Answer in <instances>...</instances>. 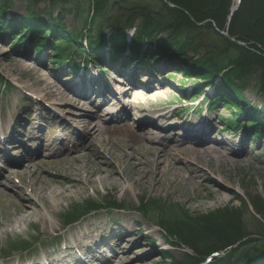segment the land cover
<instances>
[{"label":"rangeland","instance_id":"rangeland-1","mask_svg":"<svg viewBox=\"0 0 264 264\" xmlns=\"http://www.w3.org/2000/svg\"><path fill=\"white\" fill-rule=\"evenodd\" d=\"M213 1L215 2L211 4V2H207V0H177L178 5H176L168 0H161V2L167 5L168 9L171 8L172 13L176 15L177 20L171 24L179 25V29L181 28L182 30H184L185 27L182 23H189L192 26H204L206 23H212L215 31L219 32L218 29L221 28L223 30L222 32H229L233 17L237 16L236 20L237 22L239 21V23L245 22L246 20V23L248 24L245 23V30H242L249 33H247L248 36H250L248 38L254 43V45L251 44L252 42H248V44L252 45L255 50L259 52L261 51L262 55H264V47L259 44L261 38L258 35L260 33L264 34V0H244V2L240 0L239 4L235 7L234 0ZM0 2H2L3 11H7V15L10 17H17L16 19L19 18L20 20L25 16H30L27 0H9L8 2L7 0H0ZM79 2L82 4L81 12L79 11L80 16L77 14L78 9L72 7L71 4L57 9H52L49 4L40 3L38 1L35 11L39 15V20L45 22V24L49 26L57 25L56 22H58L59 25H63L62 27L66 28V32L84 34L87 29V24L91 22V15L89 11L92 9H89V3L87 0H79ZM145 2H147V0H145ZM241 5L243 6L241 7ZM118 6H120L121 9L114 10L110 16L112 14H124V16L126 14L129 16L130 13L139 11V6L141 5L138 1L126 2V0H120ZM154 6L159 8L156 5ZM181 6L184 7L182 8ZM209 6H213V9L216 6V21H213L212 17L214 16H211L212 11L209 9ZM234 9L236 10L232 13ZM217 10L219 12H217ZM0 11H2L1 8ZM16 12L18 13L16 14ZM10 17L9 19H11ZM194 18L202 23H195ZM6 22H8V20ZM147 23L150 22L148 21ZM149 26L151 25L145 26L146 28H144V34L139 33L140 30L137 31V28H135L136 26L131 29L120 28L114 31L109 30L108 26L106 27L105 25L100 32L101 35L112 36L114 37L113 39H120L122 42L124 41V43H128L130 38H133L132 34H134V41H136L137 44L139 43V45L143 44V47L141 48L142 52L146 49H151V46L156 48L164 45L166 54H170L169 52H171V54H176L175 57L171 56L174 61H179V63L182 62L181 64L183 65L186 64V68L183 66L184 69L178 68L180 67L179 64L174 66L166 64L167 66L160 70L161 72L164 71V74L167 73L168 76H171L175 83L188 85L196 82L195 80H187L185 77L178 76L179 73H189V76L200 77L199 79L201 80L203 77L205 80H210L211 82L209 83H213L214 80L219 81V78L222 77L227 79L228 82L226 83L233 88H230L226 83L222 84L221 79L219 82H221L224 89L231 91L235 98H239L241 101L246 103L248 107L264 110V87H262L263 91H257L254 86L247 89L241 88L240 80L233 68H229L228 74L227 72H222L218 77L217 74L214 73L216 69L213 65H211L210 56L206 54L204 50L198 49V45L195 44V40L193 38H191L190 42L187 41L184 43V38L181 37L180 39L183 43L181 45L178 43L180 39L178 40L176 32L173 33V36L168 34V32H161L160 28L159 32L156 30L149 32ZM147 34H152V36L146 37ZM251 34H253L252 37ZM220 35L223 36L224 34L220 33ZM228 36L235 40L238 38V36L237 38L231 36L230 33H228ZM223 37L225 40L232 42L228 37ZM240 39L242 40L243 38ZM10 42L11 41L8 40L4 44L0 43V73L14 87L12 93L9 94L7 90L4 91L3 84L0 85V137H6L13 133L20 136L21 139L26 142L27 147L30 146V148H35L36 143L34 142L39 136L42 137L43 135L45 143L49 144L58 139L61 134L60 129L64 124V127L68 126L69 128L66 132L67 141L63 144V146L60 145V143H57V149L60 148L59 153L52 156L46 155L48 154V151L38 154L36 153L34 162L38 164H41L42 162L51 163L60 161L63 158L74 157L78 154L79 147L87 145L89 142L91 144V139H88L87 134L85 135L83 131L79 130L80 128L74 123L76 119L85 118V116H80V112H82L81 107L84 105L85 101H81V104L79 103V105H55L52 101H42L40 106L44 108L35 106L31 112L30 107H32V104L30 102L36 104L38 98L42 96L39 93V89L34 86V83L40 79V82L38 83L41 89H43L48 83H54L59 87H63L64 84L55 78L63 76L50 71V61L54 59L50 49L43 51L41 55H39V53L38 55H35V49L32 46H28V50L25 52L29 56V60L23 61L20 58L22 55L20 45L14 49V45L11 46L9 44ZM174 42L176 47L169 49L168 44L171 48V44L173 45ZM245 55L246 53H244L241 57V61H249L252 60V58L255 60H257V58L264 59L261 55L249 56L250 58H246ZM39 56L41 57L39 58ZM45 56L50 60L48 61ZM159 61L160 60H158V65L155 70L163 65ZM131 67L136 68L137 66L133 65ZM200 70H203L204 74H202V76L199 74ZM122 72L124 71L122 70ZM164 74L160 73V78ZM109 78L113 90L115 89V92L122 96V93L126 89V80L123 79L125 77L122 74L117 75L115 73H111ZM103 81L106 83L105 80ZM4 92L5 94H3ZM237 103L239 102L237 101ZM88 107L89 108L86 109L85 114L86 120L88 119L90 123L92 122L94 128L100 125L104 133L106 131L109 133L108 135L105 133L104 136L111 138L116 144V150H113V156H109V154L102 156L115 164L117 162L120 163V172L118 175L123 178L122 182L117 183L111 181L106 187L98 184L95 188H93L88 186L86 181L87 176L81 172L80 178L85 184L86 191L73 201L63 204L62 207L57 210V217L53 219L56 226L55 229H44L42 222H40L33 226L26 227L23 225L21 229L16 232L14 231V227L15 224L18 223L19 218L7 217V214L0 211V222L7 220L11 221V223H6L0 228V264H3L4 262L1 259V256L4 254L7 243L12 240L29 237L32 242H34L35 239L38 238V246L33 251L37 253V251L42 250L44 245H47L48 248H52L48 250L47 253L50 256H54L56 250H60L62 246L49 243L53 242L51 236L63 235L65 238L72 237L76 239L80 236V234H83L84 231H86L85 233L91 231L93 228L91 226H101L96 240H104L108 246L103 245L102 247L97 246L92 248V245L95 243L94 240L85 241L82 245V249L79 248L81 254L83 252L85 253V257L79 258V260H77V264H173L174 260L181 261L186 255H192V250L185 246V242L182 241L178 233L170 238L167 230L159 224L157 212H152L150 215L146 216L143 212H138L136 210V208L139 207L138 199L143 197H150L161 201L165 200L167 202V208L172 210H180V208H182L188 212L190 216H195L197 219L206 216L205 220H209L207 218L209 214L225 215V212L227 213L231 210V217H235L237 221L241 220V222L248 226L251 233H256L254 229V215H258L254 212L251 205L252 203L259 205L261 202L264 204V147H262V144L259 148V142H250L244 153L229 154L228 159L231 161H238V164L226 162L220 165L215 163L216 172L202 166L209 177L230 188V192L225 193V201L222 203H216L207 198H199L198 195L205 196L207 195V192L200 190L197 185L196 187L193 186L190 180L184 183L179 180L180 176H189L186 172H166L167 176H163V189L161 190L156 189L155 185L148 186L144 183V179L140 181L141 177H138L139 174L138 172H135V169L130 161L128 159L123 160L122 156L124 154H119L120 146H123L127 153H133V149H130L127 144L131 141L134 133L143 134L151 131L152 133L159 134V136H164L168 141V145L172 146L174 145V141H176V139H174V136L176 135L174 132L175 130L168 131L163 134L158 133L157 129L150 126V124H145L143 122L144 115L139 112H134L132 107H129L130 115L128 118L117 122H109L110 116L105 115V112L110 113L114 108L110 107L111 110L107 111L106 107L99 109L97 104L88 105ZM45 109L47 112L52 113L53 119L54 117L56 118V123H58L57 125L53 122L52 126H48L46 121H42L43 114L47 113L45 112ZM222 115L226 119L228 116H232V113L230 114L229 112L224 111ZM35 122H40V126L46 127L44 129V133L39 134L38 132L36 138L34 128H37L35 127L37 124H35ZM124 124L129 125L132 132L123 130L122 126ZM216 124L218 127L221 126L217 122ZM14 128H16L15 130L17 131L13 132L12 130H14ZM75 130H79L82 134L80 139L82 141L78 140L75 144H73V141L75 140ZM149 137L150 136L147 135V138ZM231 140L232 142L230 143H233L237 139L233 137ZM230 143L227 144L231 148L234 145ZM98 144H100V142H95V146ZM207 144L198 146V148L202 150L209 148V145ZM136 146L140 148L139 151L145 153L148 147H155L156 144L149 142L147 139L143 140L141 143L139 142ZM84 152L87 151L84 150ZM84 152L81 151V153ZM11 156L15 158V155ZM181 163V167H185L187 165L184 162ZM190 163L191 165L196 166L195 163ZM27 167L28 164L26 162L22 164H10L7 170L3 171L0 175V182H8L11 177V174L7 173L8 171L12 170L15 172H23L24 170L27 171ZM148 170H150L149 178L146 180L153 179L155 175L154 167L150 166ZM217 170H219L220 173ZM41 176H44V174H41ZM26 177L29 180L30 174L27 173ZM74 178L77 180L75 176ZM99 179L100 177L98 176L97 180ZM13 182L16 184L15 181ZM198 182L204 183V180H198ZM210 186L213 189H216L214 184H210ZM56 189H58V187ZM8 193H15V191L11 190V192ZM191 198L196 199L194 201H190ZM113 201H116L117 203L122 202V204H132L133 208H128L119 212L118 210H110L106 208L101 209L94 212V214L91 213V216H87L86 219L81 221L76 226L67 229L65 228L63 218H65V214L71 213L72 208L79 205L85 206L87 202H95L99 205H104L106 202L113 203ZM243 202H246L248 207L250 206L249 211H247L243 206ZM7 207L11 208L10 206ZM11 211L14 212V209L11 208ZM118 218H121L122 221L117 222L116 220ZM85 226H87L86 229H84ZM45 239L51 240L49 242H45ZM19 255L23 258L26 257L24 254L15 253L12 259L18 260L20 257ZM29 255L31 256L32 253H29ZM30 256L28 257L29 261L32 258ZM45 258L48 259L51 257L45 255ZM29 261L24 264H29Z\"/></svg>","mask_w":264,"mask_h":264},{"label":"bare ground","instance_id":"bare-ground-1","mask_svg":"<svg viewBox=\"0 0 264 264\" xmlns=\"http://www.w3.org/2000/svg\"><path fill=\"white\" fill-rule=\"evenodd\" d=\"M238 2L239 0H234V7L238 4ZM17 13L18 12H16V14ZM132 37L133 38H130L128 43H110L109 49H115L118 51H122L123 49H127V51L129 50L130 52L125 51V53L126 55H129L128 59L130 60L134 57V55L137 54V51H142L138 45L139 43L137 44V42L134 41V34H132ZM106 38H108V36ZM141 46H143V44ZM143 53L150 56L153 55L160 60L159 62H161L163 65L157 68L158 71L162 70V68L167 65L174 66L179 64L180 67L178 68L184 69L183 66L186 68V64L183 65L181 64L182 62L179 63V61H174L172 59L171 56L175 57L176 54H171V52H169L170 54H166L164 45L156 48L151 46V49H146L143 51ZM138 69L139 67L130 69L127 72V76L134 80L136 78L135 72H139ZM140 69L142 68L140 67ZM94 70L98 71L97 69ZM199 74L201 75L202 73L199 72ZM94 75L95 81H91V84L94 82L95 85L100 87V89H91V91L95 90L93 92L92 98H95L96 96L97 99H104L107 95L115 97V95L112 93L110 85L106 84L102 80L101 75L99 74L98 78L96 73ZM186 75L189 76V73H186ZM38 82H40V79L34 83V86L39 89V93L42 95L40 98H38V104H41V101H52L55 105H79L80 101L74 96V94H79L82 92L81 86H71L69 89L66 88V90H62L56 84L48 83L43 89H41ZM137 85H139V87L146 88L145 84ZM192 85L190 87H193ZM71 90L74 91L71 92ZM169 92L164 94H168ZM160 94L161 93L152 95L157 96ZM135 97L137 100H140L143 96L142 93L141 95L137 93L135 94ZM105 101L106 99H104V102ZM133 103L138 104L136 101H133ZM85 108L87 107L84 103L81 109L83 110ZM85 112H80V116ZM120 116L121 117L118 118V121L128 118V109L122 107ZM168 118L169 117H164L162 119L167 120ZM74 123L80 128L81 131H83V133H85V135L87 134L88 139H91V144L89 142L87 145L79 147L78 154L72 158H63L60 161L51 163H35V154H32L31 150L25 147L23 144L25 141L23 139L13 136L14 134L12 133L9 141L14 144V148L19 145V148L23 150V152L20 151L21 160L19 161V164L21 162H27L29 164L27 171L10 172L11 177L9 178L8 182H0V199L3 197L7 203L13 206L15 211L13 212L12 216L19 218L18 223L15 224L14 231L17 232L19 229H21L22 225L32 226V224L40 222H42L44 229H55L56 226L53 219L57 217V210L61 208L63 204L80 197L81 194L86 191L85 184L80 178L81 172L87 176L86 181L88 186L93 188H95L98 184L106 187L111 181L117 183L122 182L123 178L119 177L118 175L120 172V163L117 162L115 164L102 156H105V154L113 156V150H116V144L112 141V139L104 136L105 133L107 135L109 133L107 131L104 133L100 125L94 128L93 123H90L88 120L83 121L81 119H76ZM150 124L151 126L157 127V124L154 121H151ZM202 124L203 125L195 131L184 133L180 137L181 140L175 141V145L172 146L168 145V141L165 139V137L159 136V134L152 133L151 131L143 134L134 133L131 141L129 144H127L130 149H133V153H127L124 150V147L120 146L119 154H124L122 156L123 160L128 159L130 161L135 169V172H138V177H141L140 181L144 179V183H146L148 186L155 185L156 189L161 190L163 189V176H167L166 172H186L189 176H180L179 180L182 183L190 180L193 186L196 187L197 185L200 190L207 192V195L205 196L198 195L199 198H207L209 200H213L216 203H222L226 199L225 193H229L230 188L225 184L209 177L202 166L216 172L215 163L221 165L226 162H232L233 164H238L239 162L228 159V155L231 154L233 150L230 152L225 143H219L217 146L209 145V148H205L204 150L198 148L200 144L206 142L211 143L213 138L212 133L215 130V127L210 123ZM122 129L129 131L125 125H123ZM159 130L162 131L161 133L164 131V129ZM37 131L40 132V129L38 128ZM64 131L66 132V128ZM13 132H15V130H13ZM76 135L77 140H80L81 133L77 132ZM147 135L150 137L147 138ZM13 139H15L17 142H15ZM147 139L149 142L156 144V146L148 147L145 153L139 151V145H136L139 142L141 143L143 140ZM246 141L247 138H243L241 140V151H245ZM95 142H100V144L95 146ZM55 145L56 142L54 141L46 148V151H48V153L50 152L51 154H54L52 147ZM84 150L87 152H84ZM81 151L84 153H81ZM181 162H184L187 165L185 167H181ZM190 162L195 163L196 166L191 165ZM150 166L154 167L155 175L153 179L146 180L149 178L150 170H148V168ZM51 168H53V170H51ZM217 171L219 172V170ZM27 173L30 174L29 180L26 177ZM41 174H44V176H41ZM74 176L77 178V180H75ZM98 176L100 177L99 180H97ZM15 180L17 184L13 182ZM198 180H204V183H199ZM210 184H214L216 189H213ZM57 187L58 189H56ZM11 190L15 191V193H8L11 192ZM195 199L196 198H191L190 201H194ZM9 222L11 223L9 220L0 222V228ZM97 234V229H94L92 232H88L85 237L87 240H96ZM98 244L101 246L102 242L99 241ZM93 247H95V244ZM74 248L75 246H68V248H65V250H62L60 253L69 257L68 254L72 253ZM83 254L84 252L81 254V256H83ZM66 258H63L59 264H68V260H65Z\"/></svg>","mask_w":264,"mask_h":264},{"label":"trees","instance_id":"trees-1","mask_svg":"<svg viewBox=\"0 0 264 264\" xmlns=\"http://www.w3.org/2000/svg\"><path fill=\"white\" fill-rule=\"evenodd\" d=\"M8 1L9 0H7V2ZM38 1L40 3L42 2L49 4L52 9L71 4L72 7L78 9L77 14L79 16V11L81 12L82 9V4L79 2V0H27L30 14V16L28 17L31 18L28 19L27 17V20H33V22H35L34 19H37L39 17L35 11V7L38 5ZM87 1L89 3V9H92L89 11L91 15V22L86 26L91 46L107 42L106 36L101 35L100 32L105 25H107L108 28L111 29H131L136 26L137 31L140 30L139 33L141 34L145 33V26L151 25L149 26L151 30H149V32H152V30H156L159 32L161 29V32H168V34H170L171 36H173V33L176 32V34L178 35V40L182 37L184 38V43L187 41L190 42L191 38H193L195 40V44L198 45V49L204 50L205 53L210 56V62L212 63L211 65L215 67L216 70L214 71V73L217 74V76L222 72H227L228 74L229 68H233L237 73L236 75H238L241 88L247 89L251 86H254L257 91H263L264 88L262 89V87H264V59L257 58V60H255L251 57L252 60L241 61V57L244 55V53H246V58H250L249 56L255 55H261L262 57H264L261 51L259 52L255 50L252 45L248 44V42L252 41L248 38L250 37L248 36L249 33L243 31L245 30L244 27H246V24H248L246 23V20L245 22L239 23V21L237 22L236 20L237 16L233 17L229 31L231 36H234L236 38L238 36L239 39L237 38V40H239L240 42L245 41L243 43H245L247 46L244 47L225 40V38L221 36L219 32L214 30L212 23H206L204 26H192L189 23H182L185 25L184 30H182L181 28L179 29V25L171 24L177 20L176 15L173 14L172 9H168L167 5L162 3L161 0H147V2H145V0H126V2L138 1L141 5L139 6V11L132 12L129 14V16H127L126 14L125 16L124 14H112L110 16V14L113 13L114 10L121 9V7L118 6L120 0ZM168 1L178 5L177 0ZM207 2H211V4H213L215 1L207 0ZM242 2H244V0H242ZM154 5L159 8H156ZM243 5H241V7ZM181 7L183 8L184 6ZM212 7L213 6H209V9L212 11L211 16H214L212 17L214 21L217 16L216 6L214 7L215 10ZM0 8L2 10L0 11V22H2L5 17V11H3L2 2H0ZM217 12L219 11L217 10ZM194 19L195 23H202L199 22L196 18ZM148 21L150 23H147ZM56 23L58 24V22ZM15 24H18V22L12 23V25ZM57 26L60 27V30L65 29L64 27H62L63 25L58 24ZM43 28H41L40 26L36 27L37 31H40L37 34L40 36V42L45 41V35L40 34L43 31ZM219 30L223 31L221 28ZM8 31H12L11 28ZM22 33H25L26 38L29 36V32L27 31H22ZM34 34H36V32H34ZM258 35L261 38V43L259 42V44L264 47V38H262L264 37V34L260 33ZM151 36L152 34L146 35V37ZM252 36L253 34H251V37ZM113 38L114 37H112L110 40L111 43L124 44V41L122 42V40L120 39ZM240 38L243 39L241 40ZM23 40L24 38L21 39V41ZM68 43L70 44V42ZM178 43L181 45L183 44L181 39L178 41ZM251 44L254 45L253 42ZM174 47H176L175 42L173 45L171 44V48L168 44L169 49H173ZM223 81L224 83L228 82V80L224 78ZM227 85L230 88H233L229 84ZM229 92L233 95L231 91ZM247 205L248 204H246V202H243V206L247 211H249L250 206L248 207ZM259 205L256 203H252L251 205L254 212H256V214L258 215H254V229L256 231L255 234L258 235L257 238H251L253 233L249 231L248 226L241 222V220L237 221L235 217H231V210L227 213L223 211L225 212V215L209 214V216H207L209 220H205L206 216L197 219L195 216H190L184 209L176 211L167 208L171 213H169V215L172 216V218L170 219H174L175 223L173 224V226H166V223L163 222V226L167 229L171 238L176 235V233H178L182 241L185 242V246L192 250V255H186L181 261L174 260L173 264H200L210 254L220 251H227V253L215 264L264 263V204L263 202H261ZM141 206H143V209H146V212L150 211V209L158 211L160 202L157 200H149L147 202L145 200H142ZM90 208L96 207L93 203H88V206L84 210L87 211ZM161 214H163L164 217L168 218V214H165L164 210L161 211ZM79 215L82 214L80 213ZM245 238L249 239L245 242H242L240 245H237ZM236 245L237 247L233 248ZM229 248L232 249L228 252Z\"/></svg>","mask_w":264,"mask_h":264},{"label":"water","instance_id":"water-1","mask_svg":"<svg viewBox=\"0 0 264 264\" xmlns=\"http://www.w3.org/2000/svg\"><path fill=\"white\" fill-rule=\"evenodd\" d=\"M225 36H228L227 34H224ZM228 38L229 39H231V41H233V42H236V40L235 39H233V38H230L229 36H228ZM237 44H240L239 42H237Z\"/></svg>","mask_w":264,"mask_h":264}]
</instances>
